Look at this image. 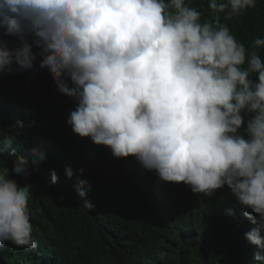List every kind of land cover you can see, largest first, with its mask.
Returning <instances> with one entry per match:
<instances>
[{"label":"clouds","instance_id":"obj_1","mask_svg":"<svg viewBox=\"0 0 264 264\" xmlns=\"http://www.w3.org/2000/svg\"><path fill=\"white\" fill-rule=\"evenodd\" d=\"M190 4L0 0V73L32 71L39 57L57 91L76 102L66 120L70 130L26 108L10 113L7 131L0 130V155L12 156L20 136L31 143L0 166V248L38 247L30 223L33 192L59 188L76 171L80 180L61 187L64 206L79 201L91 211L87 179L117 164L122 186L112 200L117 197L118 205L100 207L116 215L101 232L113 235L116 247L159 229L198 232L184 220L194 217L205 228L196 207L207 208L219 194L230 198L227 214L241 219L216 253L233 264H264V59L239 43L219 16L201 23V12ZM256 6L257 0H208L226 20ZM251 47L264 48V38ZM54 129L69 134L50 143ZM54 145L61 154L53 153ZM139 212L155 233L141 232L144 225L133 218ZM62 249H41L26 263L54 264Z\"/></svg>","mask_w":264,"mask_h":264},{"label":"trees","instance_id":"obj_2","mask_svg":"<svg viewBox=\"0 0 264 264\" xmlns=\"http://www.w3.org/2000/svg\"><path fill=\"white\" fill-rule=\"evenodd\" d=\"M190 7L201 12V23L205 20L215 22V17L219 16V23L227 25L239 43L243 44L249 52L257 51L264 59V48L253 49L251 47L255 39L264 38V0H257V6L254 9H248L230 20H226L223 13L217 14L209 9L208 0H191ZM33 51L35 52L36 49ZM39 59L37 57L32 71H22L11 75L0 73V130L7 131L6 123L10 120V113L20 108H26L32 112H44L54 120L57 119L60 123H64L65 126L62 125L64 130L71 129L66 124V120L69 112L75 109L76 102L57 91L49 73L39 68ZM69 86H71L70 81ZM68 134L63 130L54 129L50 143L64 140ZM47 142L48 140L45 139L43 144ZM30 144L24 136L17 138L12 145L14 149L11 152L12 156L8 153L0 155V166L7 157L16 158L22 154V151L24 153ZM54 146L53 153L61 154L62 150ZM81 164L86 167L95 166L88 160H82ZM122 172V169L114 164L108 171H100V176L87 179L93 186L92 190L87 193V201L94 205L91 211L82 210L80 206L83 202L79 201H75L74 205L72 202L68 203L70 205L68 208L64 206L65 199H67L64 194L66 189L61 187L80 180V173L76 171H73L70 178H63L59 188L50 187L46 192L36 196V192H33L29 200L30 223L33 225V232L37 233L33 235L38 238V247L35 250L21 252V248L11 243L4 245L0 248V264H27L29 257L41 249L51 250L58 254V245L63 248L62 255L54 264H233L216 251L227 233L239 226L241 218L227 214L230 209L228 207L230 198L221 197L219 194L207 208L196 207L199 211L198 217L206 221L205 228L198 226L194 217L184 220L189 228L192 226L198 229V232L189 235L187 231L180 228L168 232L159 229L156 232L155 225L147 221L143 212H139L137 217L133 218L136 224L144 225L141 232L156 233L139 243L129 241L116 247L113 235L110 237L101 233L105 220H114L116 215L110 213L112 212L110 209L106 215L102 214L100 207L118 205L117 197L115 201L112 198L116 196V190L120 191L122 186L116 181L120 175H123ZM30 177L34 178V173ZM11 178L17 179L19 184L18 178L12 176ZM113 183L117 185L114 186ZM187 204L195 209L192 199L188 200ZM72 226L75 228L79 226L81 230L77 231ZM246 226L253 228L251 223ZM207 230L209 231L208 242L205 241ZM246 250L247 248L244 249V253ZM256 250L253 245V251L250 254L252 260ZM53 260L52 257L50 261Z\"/></svg>","mask_w":264,"mask_h":264}]
</instances>
